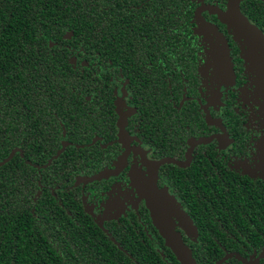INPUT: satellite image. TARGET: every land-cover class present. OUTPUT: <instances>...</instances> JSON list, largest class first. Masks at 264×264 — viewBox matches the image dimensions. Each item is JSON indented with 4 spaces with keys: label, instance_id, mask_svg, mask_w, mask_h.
Returning a JSON list of instances; mask_svg holds the SVG:
<instances>
[{
    "label": "trees",
    "instance_id": "16d2710c",
    "mask_svg": "<svg viewBox=\"0 0 264 264\" xmlns=\"http://www.w3.org/2000/svg\"><path fill=\"white\" fill-rule=\"evenodd\" d=\"M246 2L240 13L264 34V4ZM194 9L193 0H0V162L21 151L0 167V264H180L155 231L149 241L139 228H102L83 218L79 200L64 201L67 194L79 198L77 177L99 165L84 162V150L63 147V140L83 143L76 133L84 97L99 98L105 67L120 66L134 79L143 112L164 100L159 112L167 126L176 128L181 116L190 127L200 122L196 102L182 94L186 88L192 97L199 85ZM229 35L238 48L230 58L235 77L244 61ZM152 61L155 70L166 62L169 80L160 84L166 95L159 90L151 100L145 78ZM168 177L185 191L177 197L197 237L182 241L195 264L264 246V181L220 166L210 173L208 161ZM237 256L220 264H240Z\"/></svg>",
    "mask_w": 264,
    "mask_h": 264
},
{
    "label": "flooded vegetation",
    "instance_id": "af4514ba",
    "mask_svg": "<svg viewBox=\"0 0 264 264\" xmlns=\"http://www.w3.org/2000/svg\"><path fill=\"white\" fill-rule=\"evenodd\" d=\"M246 1L248 0L239 3L241 12L247 9ZM193 2L195 9L190 27L197 35L196 46L199 51L196 76L199 85L192 97H185L186 88H182V94L184 101L191 99L196 102L200 122L190 127L185 121L186 117L181 116V122L176 128L167 126L160 114L165 112L164 100L159 103L160 109L153 111L151 107L148 112H143L139 109L142 98L138 96L140 93L132 82L134 79L130 81L120 66H116L115 70L105 67L99 70V98L94 95L84 97L87 103L82 114V127L76 133L77 139L83 140V143L63 140L66 142L65 147L73 146L84 150V162L95 160L99 165L97 171L90 169L91 173L85 175L82 172L77 177L79 198L77 194H67L64 198L66 203L79 200L83 218L86 221L91 220L92 224L102 228H139L137 234L145 235L149 241H155L154 231L157 235L159 233L153 227L143 197L146 193L144 180L150 178L149 181H152L155 176L157 188L167 191L180 204L177 196L185 195V191L172 183L168 176L176 171L185 174V170L192 164L198 165L201 170L205 161H208L210 173H218L220 166L238 178L264 181V144L262 147L260 143L264 140V114L260 110L262 99L259 103L255 102L252 80L244 72L243 62L241 61L242 69L235 74L233 81L223 84H220L221 78L217 79L215 71L206 69L207 63L214 64L213 56L207 57L212 38L209 35L212 33L213 39L219 38L215 30L206 27L204 23L213 26L228 46L231 45L230 58L234 59L237 55L238 48L236 45L232 46V38L226 26L218 20L217 13H213L216 10L225 11L227 0ZM196 10L204 23L199 18L196 19ZM203 27L209 30L208 36L200 33ZM108 65L112 63L108 62ZM158 65L154 61L146 63L148 76L145 79L151 100L157 96L156 92L159 90L163 97L166 95L163 86H160L169 80L166 62L163 61L160 69L155 70ZM181 80L184 83V77ZM227 101L230 108H227ZM157 116L161 117L163 124H160ZM259 154L263 157L259 163H255ZM162 161L167 162L161 163ZM99 173L108 175L98 181L83 182ZM51 195L57 199L53 191ZM63 209L67 212L65 207ZM175 230L181 233L183 240L196 242V230L191 237L179 228ZM237 258L240 264H264V246L258 251H247L245 256L238 255Z\"/></svg>",
    "mask_w": 264,
    "mask_h": 264
},
{
    "label": "water",
    "instance_id": "95a60500",
    "mask_svg": "<svg viewBox=\"0 0 264 264\" xmlns=\"http://www.w3.org/2000/svg\"><path fill=\"white\" fill-rule=\"evenodd\" d=\"M243 0H227L226 10H216L213 13H217L218 20L224 24L228 32L233 36L240 48L241 58L244 61L245 72L250 71L247 65L251 61H257L260 63V67L255 66L253 62L251 70L256 67L258 77L264 78V34L250 21L240 13L239 3ZM264 4V0H258ZM196 19H200L202 23L204 20L199 16L198 10L195 11ZM198 16V17H197ZM204 25L210 29L215 30L216 36L219 38L220 43V57L223 61V68L225 70L224 76L221 77L220 84L224 82H231L234 79V72L231 65V59L229 57L228 47L225 39L219 34V32L211 25L204 23ZM72 33H67L63 38L70 39ZM243 45H247L248 51H242ZM258 53H257V52ZM70 64L75 65V59L70 60ZM261 84V80H260ZM264 84V83H263ZM261 84V86L263 85ZM65 144H63V147ZM63 151V148L53 157L57 156ZM16 153H21L19 149H14L9 156L0 162V167L9 162ZM49 161L48 163H50ZM167 162V161H164ZM163 161L161 163H164ZM107 173H99L88 179L83 180L84 183L98 181L104 177H107ZM79 181V180H77ZM146 207L150 212L153 226L158 231L159 235L163 238L165 246L171 250L175 255L177 261L180 264H195L191 255V250L182 241L181 233L175 230V226L172 221V216L177 217L180 221L181 230L189 236L188 225L194 226L191 219L185 211L181 208L180 204L171 197L167 191L159 190L155 184V176L152 181H149L147 192L144 196ZM195 229V227H193ZM196 230V229H195ZM231 255H227L220 263L225 259L230 258ZM219 263V264H220Z\"/></svg>",
    "mask_w": 264,
    "mask_h": 264
},
{
    "label": "rangeland",
    "instance_id": "374dc122",
    "mask_svg": "<svg viewBox=\"0 0 264 264\" xmlns=\"http://www.w3.org/2000/svg\"><path fill=\"white\" fill-rule=\"evenodd\" d=\"M200 33L202 35H204V36H208L209 35V30L207 28L203 27V28L200 29ZM209 36L210 37L212 36V38H210L211 42H210V47H208V50H207V57L209 56V58H210L211 56H213L214 64L210 65L209 63H207V65H206L207 68L206 69L212 70L213 72L215 71V73H217V75H216L217 79L220 80V78L222 76H224L225 70L223 68V61H222V59L220 57V43H219V39L218 40L217 39H213L214 36H213L212 33ZM243 47H244V49H242V51H244V52L248 51L247 45H243ZM251 62H253V61H251ZM251 62H249L247 64L249 66L248 68L250 69V71H247V74L249 75V77L252 80L251 86L253 87L252 89H254V92H255V96L253 94V98L255 97V102L259 103L260 99H262L261 100L262 103H261L260 110L264 114V84H263L264 83V78H261L260 76L258 77L259 74H257V71H256L257 68L256 67H254L251 70V67H252V63ZM253 63H254L255 66L258 65L260 67V65H259L260 63H258L257 61H254ZM260 80H261V84H263L262 86L260 84ZM263 121H264V119H263ZM260 143H261V145L263 147L264 140H261ZM262 157H263V155L259 154V158H257L255 163H259L260 158H262ZM242 170L244 171V167H243ZM263 173H264V170H263ZM149 179L150 178H147L146 180H144V183H145V186H146V192H147V189H148ZM145 194L143 195V197L145 196ZM171 219L173 221L175 229L176 228H179V229L182 228L180 226L181 223H180V221H179V219L177 217L172 216ZM193 227H192L191 224L188 225L189 237H191V235L192 236L195 235V229Z\"/></svg>",
    "mask_w": 264,
    "mask_h": 264
}]
</instances>
